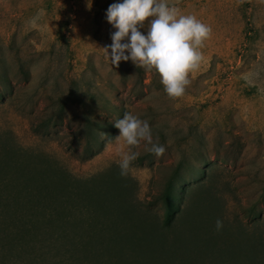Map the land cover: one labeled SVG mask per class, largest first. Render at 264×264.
Listing matches in <instances>:
<instances>
[{"label":"rangeland","instance_id":"1","mask_svg":"<svg viewBox=\"0 0 264 264\" xmlns=\"http://www.w3.org/2000/svg\"><path fill=\"white\" fill-rule=\"evenodd\" d=\"M114 2L0 0V194L7 195L8 179L16 181L14 161L29 183L34 177L56 185L57 170L87 180L83 194L93 208L100 204L91 218L75 217L78 230L70 234L93 235L91 252L74 245L65 257L55 249L34 255L37 264H264V0H168L212 30L200 67L175 99L154 70L130 60L111 64L104 47L115 29L105 12ZM70 80L80 86L71 97ZM76 94L93 108V121L114 124L125 112L147 120L165 152L157 157L141 142L121 177L119 129L113 138L103 135L88 159H80L82 142L73 133L83 125L80 109L68 106L62 123L33 131L59 105L48 95L56 102ZM169 184L185 192L165 226L161 195ZM0 201V264H28L24 250L7 263V201ZM83 224L91 228L80 231ZM256 237L262 241L252 244Z\"/></svg>","mask_w":264,"mask_h":264},{"label":"trees","instance_id":"2","mask_svg":"<svg viewBox=\"0 0 264 264\" xmlns=\"http://www.w3.org/2000/svg\"><path fill=\"white\" fill-rule=\"evenodd\" d=\"M62 36L58 39H62ZM19 71L24 76L29 74L28 70H25L22 65L19 66ZM79 87V84L75 80H70L69 97L73 95L72 90L74 88L78 90ZM7 88L10 89V84H7ZM81 96L83 95L76 94L75 99L71 98L65 101L59 97L55 102V98L48 95L52 106L55 103L59 105L54 110L53 115L35 124L32 129L38 132L42 127L47 131L49 128L56 127L63 122L64 112L68 106L80 109L83 125L77 127L73 133L82 142L81 153H79L80 159H88L103 146L104 141L101 137L108 135L110 138H113L116 128L113 123L105 120L102 122L91 120L94 110L87 106V102L82 100ZM91 97L93 98L94 96ZM102 103L110 111L119 110L118 106L109 103L108 100H103ZM13 165L17 169V173L15 172L17 177L13 176L16 181L12 178L8 179L7 190L5 189L7 195L2 196L0 194V200L4 203L7 201V205L3 204L4 207L2 208L7 214V263L12 256H15L13 255L14 253H19L22 250L26 251L28 264H37L39 261L37 257L41 256L43 258L46 252L50 253L51 250L55 249L62 250L63 255L66 257L74 245L78 246V249L82 250L84 254L85 251L91 252L93 241L95 240L93 235H88L87 238L78 235L76 239L70 235L73 229L78 230V228L72 227L74 226V222L76 223L75 217L85 214L87 219L88 217L91 218L95 212V208L97 209L100 205L96 204L93 208L91 200L86 197L87 194H83L84 191L81 188L83 184L87 183V180H82L81 182L78 179L67 176L66 172L56 169L60 180H62L57 182L56 185L48 184L46 181L38 184L34 177L29 178L31 180L29 183L22 169H20L22 164L13 161ZM12 182L17 183V188H15V184ZM182 193L178 192L176 187H173L171 184L163 191L161 195L164 208L162 223L165 226H170L179 212V203L183 197ZM261 216V213L256 214L253 221H258V219L262 218ZM84 225L87 229L91 228V226L83 224L79 228L81 229L80 231H82ZM94 225H92L93 230L99 229L103 231L105 229L104 227L98 228ZM255 241H262V239L261 237L253 238L252 244ZM102 243L100 242L96 247L102 249ZM36 254L39 255L34 257Z\"/></svg>","mask_w":264,"mask_h":264},{"label":"clouds","instance_id":"3","mask_svg":"<svg viewBox=\"0 0 264 264\" xmlns=\"http://www.w3.org/2000/svg\"><path fill=\"white\" fill-rule=\"evenodd\" d=\"M105 19L115 29L111 44L104 47L112 65L130 60L138 67L154 70L169 98L185 94L190 74L203 61L201 49L211 35L210 26L192 14L181 13L168 0H116L106 9ZM114 127L119 129L114 139L118 142L116 155L121 177L128 175L132 162L138 158L135 149L141 142L146 151L157 157L165 152L163 144L154 142L148 121L131 112H125ZM223 226L222 219L217 218L215 230L219 232Z\"/></svg>","mask_w":264,"mask_h":264}]
</instances>
